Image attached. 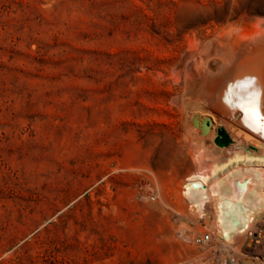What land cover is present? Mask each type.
Returning a JSON list of instances; mask_svg holds the SVG:
<instances>
[{"label": "rangeland", "instance_id": "374dc122", "mask_svg": "<svg viewBox=\"0 0 264 264\" xmlns=\"http://www.w3.org/2000/svg\"><path fill=\"white\" fill-rule=\"evenodd\" d=\"M258 17L264 0H0V264H264V211L230 245L214 200L201 216L181 193L233 125L189 41Z\"/></svg>", "mask_w": 264, "mask_h": 264}, {"label": "bare ground", "instance_id": "6f19581e", "mask_svg": "<svg viewBox=\"0 0 264 264\" xmlns=\"http://www.w3.org/2000/svg\"><path fill=\"white\" fill-rule=\"evenodd\" d=\"M186 56L193 60L191 76L200 91L217 107L231 104L233 125H219L227 130L231 142L226 147L219 146L222 155L215 158L209 172L187 175L182 190L198 188L191 209L201 216L207 203L214 200L218 235L231 245L238 236L245 235L252 220H260L264 211V121L245 111L248 97L254 96L257 110L264 116V17H258L250 28L229 27L206 41L191 39ZM209 60L216 62L214 70L209 68ZM248 79L253 81L251 85L244 83ZM204 113L193 114L198 116L199 133L202 119L209 117ZM209 118L211 125L207 133L212 131L214 123ZM235 207L239 209L237 214Z\"/></svg>", "mask_w": 264, "mask_h": 264}, {"label": "water", "instance_id": "95a60500", "mask_svg": "<svg viewBox=\"0 0 264 264\" xmlns=\"http://www.w3.org/2000/svg\"><path fill=\"white\" fill-rule=\"evenodd\" d=\"M192 123L196 127L199 126V120L197 115H193ZM210 125H211V119L209 117H204L200 123L201 134L203 135L206 134L210 128ZM213 141L216 145L220 147H226L231 142V139L229 137L227 130L222 126H219L217 128L216 135Z\"/></svg>", "mask_w": 264, "mask_h": 264}, {"label": "built area", "instance_id": "2783aa9c", "mask_svg": "<svg viewBox=\"0 0 264 264\" xmlns=\"http://www.w3.org/2000/svg\"><path fill=\"white\" fill-rule=\"evenodd\" d=\"M201 186L204 187V185L201 184ZM198 188L194 187L190 190H182V196L186 202V204L188 205V207H192L193 206V202H192V198L193 196L198 193L197 190ZM209 203H207L208 205ZM196 213H199L198 211ZM182 234V232H181ZM211 240V234L209 232H200L197 233L195 235L192 236L191 241L193 244L201 246V245H206L208 242H210Z\"/></svg>", "mask_w": 264, "mask_h": 264}, {"label": "snow or ice", "instance_id": "6c2138e0", "mask_svg": "<svg viewBox=\"0 0 264 264\" xmlns=\"http://www.w3.org/2000/svg\"><path fill=\"white\" fill-rule=\"evenodd\" d=\"M246 85H251L253 81L251 79H248L244 82ZM243 107V105H242ZM245 111L251 115L254 119H259L260 121H264V116H261L260 113L257 110V104L256 99L254 96H249L247 101V107L245 108ZM264 126V125H262Z\"/></svg>", "mask_w": 264, "mask_h": 264}]
</instances>
